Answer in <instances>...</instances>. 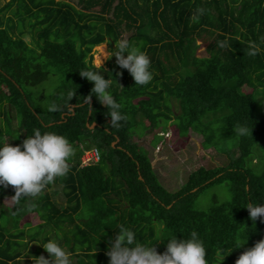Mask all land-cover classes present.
<instances>
[{"label": "trees", "instance_id": "trees-1", "mask_svg": "<svg viewBox=\"0 0 264 264\" xmlns=\"http://www.w3.org/2000/svg\"><path fill=\"white\" fill-rule=\"evenodd\" d=\"M199 8L205 11L194 23ZM3 11L8 14H0V146L22 145L39 130L67 137L77 151L67 176L53 183L62 185V203L46 190L36 200H22L15 215L14 205L0 210V264L47 258L39 244L50 235L61 237L59 244L76 264H109L107 250L121 228L159 253L167 238L187 239L195 230L208 264H218L238 237L247 235L246 243L221 264H235L264 238V223L253 225L244 207L264 203V0H9ZM26 26L30 42L23 38ZM108 38L140 45L153 72L149 85H136L114 56L102 66L105 73L99 70L112 81L126 116L118 128L94 95L91 108L83 102L93 85L79 74L95 70L92 48ZM198 41L206 45L201 55ZM225 41L228 46L221 47ZM252 43L260 48L255 57L247 55ZM50 77L55 83L46 92L40 85ZM168 124L180 137L189 131L200 135L202 147L225 155V164L199 166L169 191L148 150L133 139L151 135L155 147ZM240 125L251 133L237 135ZM92 149L99 159L82 165ZM217 185L225 186L229 198L214 193L201 199ZM7 194L14 195L13 187L0 185V197ZM30 212L40 222L24 228L20 221Z\"/></svg>", "mask_w": 264, "mask_h": 264}, {"label": "clouds", "instance_id": "clouds-1", "mask_svg": "<svg viewBox=\"0 0 264 264\" xmlns=\"http://www.w3.org/2000/svg\"><path fill=\"white\" fill-rule=\"evenodd\" d=\"M204 11L203 8L197 9L192 14V21L199 22ZM110 41L114 42V48L110 49V54H99L96 57L93 66L95 70H83L79 71V74L93 85L90 92L92 94L86 97L83 102L91 108V97L94 95L109 110L107 116L110 117V124L118 128L126 116L121 112L122 105L117 102L111 92L112 81L105 78V75L99 71L100 69L104 70L102 64L114 56L116 64L127 70L134 80V84L139 86L149 85L153 80V72L148 54L136 42L127 38L119 40L108 38L104 45L105 53L109 52L106 50V45ZM220 46L227 47L228 45L225 41ZM259 52L260 48L252 43L249 45L247 55L255 57ZM74 94L75 92L71 95L74 96ZM50 110H55V105ZM17 124L19 126V122ZM234 131L241 137L251 133V129L245 125L238 126ZM76 151V147L70 143L67 137L55 132L41 133L39 130H35L33 135L27 136L22 141V145L13 146L7 142L0 146V185L5 188L10 185L14 189V195L11 196L14 205L12 214L15 215L20 211L18 206L22 200H36L55 180L66 177ZM97 158L99 159V152H97ZM81 164L88 165L89 163L84 164L81 160ZM244 207L248 210V216L253 225L258 219L264 223V203L249 202ZM163 229L164 226L161 225L160 230ZM166 241V250L159 253L154 244L138 243L136 234L132 230L121 228L119 233H116L114 241H110L111 247H108L107 250L109 264H208L206 247L195 230L190 232L187 239H178L176 235H173ZM246 241L247 235L238 237L235 240V246L219 256L218 264H221L226 255L241 247ZM39 245L47 252L48 257L31 256L32 264H34V260L35 264H72V253L68 252L56 240H48ZM235 264H264V238L243 251L236 259Z\"/></svg>", "mask_w": 264, "mask_h": 264}, {"label": "rangeland", "instance_id": "rangeland-1", "mask_svg": "<svg viewBox=\"0 0 264 264\" xmlns=\"http://www.w3.org/2000/svg\"><path fill=\"white\" fill-rule=\"evenodd\" d=\"M8 1L9 0H0V8ZM0 14H5V11L1 12ZM7 14L8 13H6L5 15ZM23 29V38L27 42L32 41L31 32L28 31V26ZM125 36H127V33ZM105 43L106 42L99 44L103 46L102 49H99L97 46H94L92 48L91 54L93 64H95L96 62V57L102 52L105 55L110 54L111 51L109 44L106 45V50H109V52L105 53L104 51ZM197 43L200 44L199 49L197 50V54L201 55L204 53L206 45L201 41H198ZM102 66L107 67V60L104 61ZM55 79V77H50L49 79L44 81L43 84L40 85V87H42L41 89L49 92L52 89V85L55 83ZM243 90L249 91V88L244 87ZM41 105L43 107L48 105L45 99L42 101ZM146 133H152V131ZM158 134L162 135V139L161 142H159L155 147H152L149 144L148 140L151 135H134L133 139L137 142L138 145L143 146L146 150H148L153 170L159 182L169 191H175L179 189L185 183L188 174L199 166H223L226 162L225 155L218 153L213 148H203L201 145L202 137L192 131H189L186 137H180L177 134L175 127L172 124H168L167 130L164 131V133L159 132ZM46 190L50 193L51 196H53V198H56L59 203H62L65 200V197L62 193V185L52 184ZM54 190H56L57 193L54 194ZM214 193H216L220 199L229 198V192L227 191L225 186L217 185L208 190L206 194L202 195L201 199L206 202ZM11 196V194H7L3 197H0V210H6L8 209V207H11L13 205ZM39 222L40 220L37 214L34 212H30L21 219L20 225L25 228L34 226ZM50 237L51 240H56L58 243H60L61 241L60 236L50 235ZM71 261L72 264H76L74 257H71Z\"/></svg>", "mask_w": 264, "mask_h": 264}, {"label": "built area", "instance_id": "built-area-1", "mask_svg": "<svg viewBox=\"0 0 264 264\" xmlns=\"http://www.w3.org/2000/svg\"><path fill=\"white\" fill-rule=\"evenodd\" d=\"M97 160H98L97 150L95 149L85 152L82 157V163L84 164L90 163L91 161H97Z\"/></svg>", "mask_w": 264, "mask_h": 264}, {"label": "water", "instance_id": "water-1", "mask_svg": "<svg viewBox=\"0 0 264 264\" xmlns=\"http://www.w3.org/2000/svg\"><path fill=\"white\" fill-rule=\"evenodd\" d=\"M72 109V108H71ZM96 125V123H92L91 125H89L90 128L94 127Z\"/></svg>", "mask_w": 264, "mask_h": 264}, {"label": "bare ground", "instance_id": "bare-ground-1", "mask_svg": "<svg viewBox=\"0 0 264 264\" xmlns=\"http://www.w3.org/2000/svg\"><path fill=\"white\" fill-rule=\"evenodd\" d=\"M97 47L99 48V49H102L103 48V46H101V45H97ZM101 54H104L103 52L101 53Z\"/></svg>", "mask_w": 264, "mask_h": 264}]
</instances>
